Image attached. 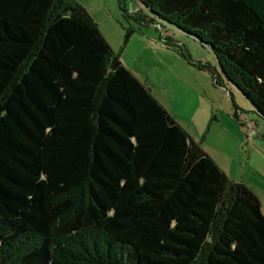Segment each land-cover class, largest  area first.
<instances>
[{
    "label": "trees",
    "instance_id": "obj_1",
    "mask_svg": "<svg viewBox=\"0 0 264 264\" xmlns=\"http://www.w3.org/2000/svg\"><path fill=\"white\" fill-rule=\"evenodd\" d=\"M137 1L264 118V0ZM0 264H264L258 197L67 0H0Z\"/></svg>",
    "mask_w": 264,
    "mask_h": 264
},
{
    "label": "rangeland",
    "instance_id": "obj_2",
    "mask_svg": "<svg viewBox=\"0 0 264 264\" xmlns=\"http://www.w3.org/2000/svg\"><path fill=\"white\" fill-rule=\"evenodd\" d=\"M84 7L119 57L228 178L246 185L264 214V118L228 83L210 49L137 0H67ZM135 31L126 42L127 30Z\"/></svg>",
    "mask_w": 264,
    "mask_h": 264
}]
</instances>
